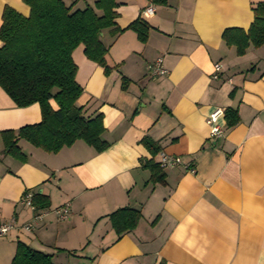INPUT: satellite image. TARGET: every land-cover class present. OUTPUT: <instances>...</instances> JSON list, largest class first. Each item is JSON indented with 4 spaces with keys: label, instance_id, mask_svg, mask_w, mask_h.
<instances>
[{
    "label": "crops",
    "instance_id": "1",
    "mask_svg": "<svg viewBox=\"0 0 264 264\" xmlns=\"http://www.w3.org/2000/svg\"><path fill=\"white\" fill-rule=\"evenodd\" d=\"M116 2L118 26L141 17L147 40L131 29L104 31L108 75L83 45L73 52L83 88L77 104L102 114L106 150L78 140L52 153L20 139L26 161L7 154L1 133L40 122L42 111L17 106L0 86V222L15 224L0 237V264H12L18 242L51 254L53 264H264V44L240 56L222 38L228 28L248 29L264 0ZM6 6L30 13L24 0H0V27ZM149 6L154 12L144 13ZM159 57L168 74L152 78L148 66ZM217 108L237 110L239 122L229 127L224 114V135L212 139L207 119ZM144 138L157 144L156 155ZM161 152L183 164L161 167L165 183H153L145 165L159 164ZM27 191L50 200L30 231ZM68 204L70 216L60 220L55 210ZM123 207L142 219L119 237L109 215Z\"/></svg>",
    "mask_w": 264,
    "mask_h": 264
},
{
    "label": "trees",
    "instance_id": "2",
    "mask_svg": "<svg viewBox=\"0 0 264 264\" xmlns=\"http://www.w3.org/2000/svg\"><path fill=\"white\" fill-rule=\"evenodd\" d=\"M156 5H167L168 0H151ZM30 7L25 16L6 6L0 27V86L19 107L40 104V122L1 133L5 152L25 162L27 157L18 142L24 139L47 152L56 153L78 140L85 141L103 152L109 143L102 137L105 127L100 112L87 114L84 106L77 104L83 93L77 82L78 66L73 58L74 50L84 46L88 59L98 63L108 75L113 67L108 64L109 46L102 41V33L111 30L115 34L127 29L135 31L140 41L148 38L149 24L138 17L126 28L117 24L116 0H97L94 6L76 7L77 0L67 4L65 0H24ZM100 11V13L98 12ZM254 20L248 29L228 28L223 40L234 46L238 55H244L251 46L264 44V2L253 6ZM128 81L123 78V88ZM58 108L54 109L50 101ZM227 125L234 127L239 122L237 110H225ZM143 143L153 155L159 147L148 138ZM145 167L152 172L150 181L165 183L161 166L150 160ZM35 212L50 206L48 196L36 193L33 196ZM119 237L134 230L142 214L140 210L123 207L109 215ZM12 264H53L52 255L35 250L23 242L17 243Z\"/></svg>",
    "mask_w": 264,
    "mask_h": 264
},
{
    "label": "built area",
    "instance_id": "3",
    "mask_svg": "<svg viewBox=\"0 0 264 264\" xmlns=\"http://www.w3.org/2000/svg\"><path fill=\"white\" fill-rule=\"evenodd\" d=\"M154 10L155 9L153 6H149L148 8H146L144 13L152 14ZM148 71H149V75L152 78H159L161 76H165L168 74V69L164 66L162 57L157 58L153 63H151L148 66ZM220 71H221L220 64H215V74L217 75ZM224 114L225 112L222 108H217L209 115L207 119V123L210 127V137L212 139H217L224 135L225 127L219 123L220 118L224 116ZM160 154L161 157H160L159 165L162 168H168L183 164L180 156H172L163 152H161ZM185 168H190V167L185 166ZM189 170L194 171V169H189ZM33 196L34 194L31 191H27L23 195L21 201L24 205L29 206L35 212L36 207L33 204ZM55 213L60 220H67L70 216L69 204L57 208L55 210ZM46 214H47L46 212H42V211L35 212V216L33 220L31 222L26 223L23 226V228L28 231L32 230L35 227L36 223L41 221ZM14 228H15V224L13 220L0 222V237L7 236L9 232H11Z\"/></svg>",
    "mask_w": 264,
    "mask_h": 264
}]
</instances>
